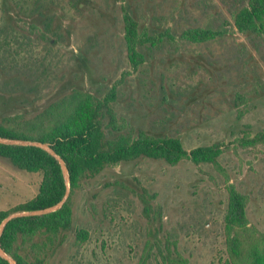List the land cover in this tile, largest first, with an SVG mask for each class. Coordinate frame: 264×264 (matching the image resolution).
<instances>
[{
  "label": "rangeland",
  "instance_id": "obj_1",
  "mask_svg": "<svg viewBox=\"0 0 264 264\" xmlns=\"http://www.w3.org/2000/svg\"><path fill=\"white\" fill-rule=\"evenodd\" d=\"M251 1L0 0V27L13 17L19 33L9 50L0 36V62L10 51L19 59L13 69L0 65V116L31 117L73 89L102 97L124 77L113 107L130 129L177 137L188 152L221 148L214 163L140 157L83 181L73 196L71 230L47 264H230L235 234L243 261L233 264H261L264 0L260 34L241 33L233 19ZM124 10L142 38L166 33L156 48L144 43L137 70L123 38ZM37 12L53 18L59 43L50 42ZM192 28L223 33L181 40ZM41 179L0 158V211L33 198ZM230 188L243 198L245 219L228 237Z\"/></svg>",
  "mask_w": 264,
  "mask_h": 264
},
{
  "label": "trees",
  "instance_id": "obj_2",
  "mask_svg": "<svg viewBox=\"0 0 264 264\" xmlns=\"http://www.w3.org/2000/svg\"><path fill=\"white\" fill-rule=\"evenodd\" d=\"M262 1L252 0L250 9L243 6L236 12L233 19L238 31L247 35L261 33L262 22L259 20ZM36 10L39 11L35 8ZM37 14L42 19L43 30L53 37L50 42L59 43L62 36L53 29V18L45 17L40 12ZM122 21L129 61L134 70H137L143 61L141 47L144 43H148L146 50L156 48L166 33L142 38L138 22L126 10L123 11ZM15 22L13 17L6 16L0 27L3 49L9 50L18 41L19 33L14 27ZM168 31L167 29L165 32ZM222 33V30L192 28L184 31L180 39L201 42L214 36L220 37ZM10 56L9 60H3L10 62L9 65L0 62L3 68L13 69V64H17L19 59L16 54L11 55L10 51ZM123 80L124 77L120 78L102 97L73 89L71 93L57 98L31 117L24 113L0 116V137L48 144L63 159L69 176V195L58 210L40 216L15 218L4 228L0 247L16 264H47L71 230L74 193L83 181L94 178L105 168L140 157L164 160L170 165H175L181 159H190L195 164L214 163L220 155L221 148L218 144L197 147L188 152L177 137L151 130L130 129L122 117L116 116L113 107L118 87ZM0 158L6 159L19 170L40 173L42 176L38 193L26 202L0 211V223L10 214L48 208L64 197L66 185L61 168L44 150L32 146L0 144ZM229 193V209L225 218L228 237L244 226L245 219L242 196L233 188H230ZM142 202L145 209H148V199L142 196ZM229 245V263L243 261L236 234L230 237ZM255 261L254 259L253 262ZM260 263L264 264V253L260 256ZM0 264L10 263L0 257Z\"/></svg>",
  "mask_w": 264,
  "mask_h": 264
},
{
  "label": "water",
  "instance_id": "obj_3",
  "mask_svg": "<svg viewBox=\"0 0 264 264\" xmlns=\"http://www.w3.org/2000/svg\"><path fill=\"white\" fill-rule=\"evenodd\" d=\"M0 144L13 145V146L14 145L15 146H32V147H37V148L44 150L45 152H47L49 155H51L58 162V164L61 168L62 174H63L64 183L66 185L65 195L62 198V200L60 202H58L57 204H55L51 207H48V208L40 209V210L18 212V213H13V214H10L9 216H7L0 223V237H1V235L4 231V228L12 219L20 218V217L40 216V215L49 214L51 212L58 210L63 205V203L65 202V200L67 199V197L69 195V176H68V171H67V168H66V165H65L63 159L46 143H43L40 141H30V140H21V139H11V138L0 137ZM0 257L7 260L10 264H16L14 259L10 258L2 250L1 247H0Z\"/></svg>",
  "mask_w": 264,
  "mask_h": 264
}]
</instances>
